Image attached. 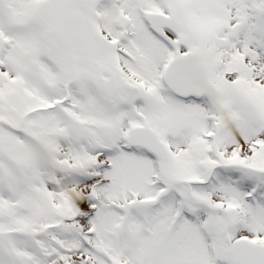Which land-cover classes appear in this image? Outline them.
<instances>
[{
	"label": "snow or ice",
	"instance_id": "obj_1",
	"mask_svg": "<svg viewBox=\"0 0 264 264\" xmlns=\"http://www.w3.org/2000/svg\"><path fill=\"white\" fill-rule=\"evenodd\" d=\"M0 264H264V0H0Z\"/></svg>",
	"mask_w": 264,
	"mask_h": 264
}]
</instances>
